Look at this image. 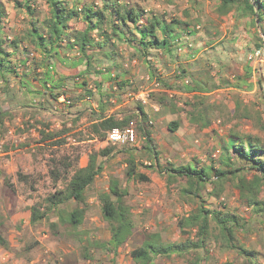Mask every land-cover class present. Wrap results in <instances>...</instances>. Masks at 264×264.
Returning a JSON list of instances; mask_svg holds the SVG:
<instances>
[{
    "label": "rangeland",
    "instance_id": "1",
    "mask_svg": "<svg viewBox=\"0 0 264 264\" xmlns=\"http://www.w3.org/2000/svg\"><path fill=\"white\" fill-rule=\"evenodd\" d=\"M0 1L6 14L4 20H7H3L1 37H7L10 40L22 39L29 29L30 22L33 20L38 21L37 26L42 31L41 21L48 15L44 0H31L32 17L26 13L24 8L17 6V2L20 0ZM109 1H116L118 5L126 4L128 8L143 9L144 12L146 11V15L152 13L165 16L167 20L175 18L188 23L189 29L193 33L185 37L188 38L192 46L180 54L173 50L172 54L167 56L168 62L166 64H164V59L160 62L159 57L161 55H159V51L152 50L149 57L150 61L146 65L141 62V57L135 54L131 47L119 42L115 37H111L109 40L110 29L108 26H104V30L110 34L107 39L110 44L106 37L103 39L95 33L92 34V38L97 44H100L102 40H106L101 50L107 54L113 51V56L105 59L102 57V54L105 53H100L99 48L90 49L87 54L94 57L93 63L88 74H84L83 64L74 67V64L82 56L76 48L70 49L68 42L72 41L64 38L58 49L59 56L50 59L53 75L62 77L64 83L58 85V82H56L57 86L52 90L50 89L52 95H50L48 101H42V103L37 100L40 99L37 94L44 93L41 87L43 79L41 74H43L45 67L40 52L28 43L23 42L21 44V54L19 53L18 56L15 54L10 57L13 65L25 58L28 62V69L18 66L17 76L11 69L5 75V82H1L2 80L0 79V140L6 139L5 143L2 142V145L0 144V154L9 148L11 143L13 145L21 144L17 146L21 150L20 154L23 157H30L32 165L36 167L32 173H27L25 183L18 186L17 192L20 193L23 199L31 197L33 206L39 210L41 208L47 210L46 198L55 191L63 190L66 180L69 179L73 170L85 161V156L87 157V163L91 154L104 148L111 150L107 159L97 158V163L102 164L103 170L85 192L86 200H91L93 204L87 202L82 205V208L85 209L84 220L74 233L69 228L62 226H56L51 229L53 215L47 211L49 215L45 220L41 221V229L36 225L32 226L41 234L46 233L48 235L43 242H46L45 245L49 249L48 254L51 255L50 261H53L52 264H58L57 258H61V253H64V249L58 245L61 242L73 248L72 252L74 253L71 254L69 251H65V254L68 255L64 257L67 260V263L65 262L64 264H122L123 262L133 264L130 258L131 251L140 247L151 234L159 235L161 240L166 243L184 242L186 237L180 234L177 223L189 213L192 207L179 201L178 190L182 186V182L180 181L179 183L178 180L169 182L163 170L168 168L169 164L176 167L192 165L206 169L209 172V176L212 177L211 179H214L215 171L229 170V165L230 168L234 169L245 167L244 171L241 170L237 173V176L239 178L244 176L248 179L253 173L248 170V165L240 161L230 148L227 151L224 149L227 146L228 131L236 128L239 132H254L263 136L262 133L251 129L247 121L237 120L224 125L222 120L217 123L216 118L213 119L214 123L210 121V128H205L210 130L208 133L200 134L201 128L191 130L190 127H184L180 135L183 139H179L180 137L174 138L176 136H171L172 134L167 130L169 122H179L184 117L188 120L191 118L190 114L196 115L191 113L192 111L189 107H186V111H182L180 108L183 106L180 107L181 105L179 104H182L184 98L186 101L188 99L186 97H178L174 93L176 90H181L179 86L183 87L189 84H183L182 82L184 78L188 77L187 73L180 79L176 78L178 71L185 70L184 65L180 62L190 59L187 56L195 52L194 47L198 46V49H196L197 53L200 50L202 56L195 59L192 65L188 67L192 70L191 77H193L200 71L198 69L199 60H202V57H207V54L212 55L214 46L217 45H214L216 42H218V45L223 43L226 50H233L234 57L241 56L243 59V41L239 30V26H242L243 18H237L234 14L236 17L234 24L223 26L221 24L226 23L223 19H218L220 22L217 25L213 22V24H208V18L205 19L204 16L210 17L213 12H216L219 0ZM64 3L69 8L75 9L85 6L101 8L103 5L102 0H64ZM216 3L218 4L217 7ZM227 16H224V18ZM68 26L72 34L75 31L84 29V24L79 20L69 22ZM195 26H199V30H193ZM129 29L131 30V27ZM129 29L126 28V32L130 33ZM254 29L256 32V28ZM234 35L236 37L233 45H242L237 49L238 51L230 48L229 41L230 38L231 40L233 39ZM254 38L255 33L253 35ZM224 45L223 50H225ZM24 47H27L25 48L26 52H24ZM251 49H254L253 44ZM29 54L34 56L29 57ZM115 58L126 62L127 67L123 68L129 73L131 70L134 72L127 74L128 76L116 73L119 76L118 79L105 77V85H101L100 75H96L95 72L106 74L107 70L111 69V62ZM244 58L246 59L245 56ZM155 60L157 61L155 62ZM13 65L10 64L9 67L13 68ZM37 69H41L40 74ZM172 70L174 73L170 75ZM166 75L171 77V79H165ZM82 81L86 83V86L79 88L78 85ZM156 83H158V86H155ZM22 84L26 89H36L37 93L34 95L29 93L22 94ZM97 84L101 85L100 91L96 88ZM162 84L171 86L172 93H167L168 102L166 106L160 107L162 110L158 108V111H154L153 107L159 106L155 96L162 93L161 90L164 89ZM80 89L82 91H79ZM86 90L91 93V96L85 92ZM139 92H147L149 94V103L145 106L141 105L147 112L148 125L141 127L138 124V120H134L129 126L136 131L140 138L137 146L120 147L109 145L107 142L97 139L95 141V138L91 137L89 133V126L85 127L84 125L96 117L97 114L93 110V108L96 109V104H99L98 109L100 106L103 107L102 113L106 115L116 105L120 104L123 105L114 112L133 113L131 110L135 109L137 104H139L134 99V95ZM4 94L5 96H3ZM57 94L62 95L55 99L53 96H57ZM85 97L88 101H84ZM175 101L177 102V107L172 109L171 106L175 104ZM38 104L42 106L39 109L44 113V117L40 118V115L33 114L30 109L23 112L16 109L19 105L24 106V108H31L37 107ZM259 106L256 109L262 114V120L264 121V104L261 103ZM11 107H16V110L12 113L10 112ZM87 108H90L91 111H88ZM163 109L168 111L169 115H166V111ZM171 109L174 110V113H171ZM219 109L224 114V118H226L228 111L225 106H219ZM35 113L37 112L35 111ZM80 119H83L82 123H80ZM69 123L71 124L68 126ZM25 125H29V128L26 129ZM74 126L75 129L84 127L81 131L76 130L71 133L70 131L74 130ZM7 130H12V133H7ZM144 131L154 135L153 144L158 153L159 167L148 161V157L143 150L144 141L142 137ZM55 133L60 134L57 139L41 141V137ZM19 138H23V140L18 141ZM7 142L8 145H6ZM54 142L62 143L55 144ZM131 157L134 158L137 172L150 178L148 182L127 179L125 173ZM24 162L27 163V159L24 158ZM50 171L58 174V181L54 180V176L50 175ZM4 178L6 176L0 174V180ZM113 181L118 183L120 190L126 192L124 200L130 208L134 228L128 241L119 247L115 253L109 251L107 247H103V244H106L109 239V231L108 226L101 218L99 204L96 201L101 193L108 192V187ZM235 183V180L225 182L223 192L218 197H208L207 192L210 190V186H207V191L203 193L204 205L210 211V216L221 213L232 214L239 218V226L234 229V242L237 246L243 247L244 250L252 253L253 258L251 260L239 255L236 250H224V242L221 238L216 240L210 238L204 250L186 251V254L174 256L170 259L158 257L153 264H192L195 260L193 257L197 254L199 258L198 264H264V215L256 214L251 207H248L239 198L237 189L234 186ZM261 196L264 199V191ZM70 202L61 205L59 208L64 212H70L77 208L75 203L72 205ZM1 205L2 198H0ZM214 226L211 223L212 229H215ZM192 237L193 233L190 238ZM23 241L25 243L29 242L28 239ZM55 243L57 244L56 246ZM55 248H61V250L54 252ZM73 258L75 261H73Z\"/></svg>",
    "mask_w": 264,
    "mask_h": 264
},
{
    "label": "trees",
    "instance_id": "2",
    "mask_svg": "<svg viewBox=\"0 0 264 264\" xmlns=\"http://www.w3.org/2000/svg\"><path fill=\"white\" fill-rule=\"evenodd\" d=\"M44 2L48 9V15L41 21L42 31L37 26L38 21L33 20L30 22L29 29L22 39L10 40L7 37H1L2 23L6 14L0 1V79L3 82L6 81L5 75L7 71L12 69L16 74L17 64L27 68V60L25 58H22L16 65H13V62L11 63L10 60L11 56L21 54L20 50L23 42L28 43L39 51L42 56L45 68L42 74L41 87L45 93L51 92L57 86L56 81L53 80L55 75L52 73L53 67L50 64V59L59 56L58 49L64 38L72 41L68 42V47L70 49L76 48L82 56L74 64V67L83 64V73L88 74L94 57L87 54V52L95 47L99 48L100 53L104 52L101 49L110 35L109 32H111L109 40L111 37H115L119 42L131 47L135 54L141 57V62L146 65L150 61L149 57L152 50L160 51L169 56L174 50L175 40L182 36H190L193 33L186 22L175 18L167 20L165 16L152 13L146 15L143 9L128 8L126 4L118 5L116 1L102 0L103 5L101 8L85 6L79 9L69 8L64 3V0H44ZM30 3L31 0H20L17 2V6L24 8L26 13L32 17ZM233 12L237 18H249L252 27L259 29V32H255V38L252 41L254 46L252 52L263 48L264 39L262 37H264V29L262 22L264 20V0H219V6L216 9L218 17L222 18ZM77 20L84 24V29L75 31L72 34L68 23ZM104 26H108L110 31L106 32ZM129 27H131V30ZM126 28L129 29L130 33L126 32ZM93 33L103 39L106 37V40H102L100 44H97L92 38ZM25 48L27 47H24V50ZM109 56H113V51L108 54H102V57L105 59H108ZM10 64L13 65V68L9 67ZM95 73L100 76L106 75L108 79L112 77L110 69L107 70L106 74L103 72ZM177 74L176 78L180 79L184 77L186 72L182 69ZM118 77V75H115L112 78L118 79ZM188 83L190 86L185 85L183 91L184 93H193L195 104L191 105L186 101L182 102L181 107H183L180 108L182 111H186V107L192 109L199 106L198 101L201 98L197 96L198 94L194 93L209 91L206 85L201 86L194 79ZM78 86L79 88H83L86 86V83L82 81ZM100 86V84L96 86L99 91L101 89ZM162 86L165 90H172V87L167 84H162ZM21 87L22 89H26L23 84ZM28 90L29 94L36 93L33 90ZM86 92L91 96L89 91L86 90ZM60 95L62 94H57V96L53 97L56 99ZM167 95L166 92H162L155 96V100H157L160 107L166 106L168 102ZM176 103L175 101V104H172V109L177 107ZM172 109L170 111L174 113ZM99 111L100 114L88 125L91 137L99 141H105L107 133L113 129L122 130L129 127L134 120H138V124L141 127L148 125L147 115L140 104H137L136 112L133 113H112L106 115L102 113V106L99 107ZM209 111L215 113L224 125L236 122L237 120H243L249 122L251 129L263 134V136H260L254 132H239L236 128L232 127L227 134L228 141L224 149L227 151L230 148L234 155L240 161L247 164L248 170L253 173L248 179L244 176L239 178L237 173L241 170L244 171L245 167L234 169L228 165L229 170H217L213 175L214 179H211L212 177L209 176V172L204 168H197L192 165L176 167L169 164V167L165 168L163 172L166 173L169 182L177 180L179 183L180 181L182 182V186L178 190L179 201L192 207L189 213L177 223L180 234L186 237V239L182 243H166L161 240L159 235L151 234L140 247L131 251L130 258L133 264H153L154 260L158 257L170 259L174 256H182L186 254V251L204 250L210 238H214L215 240L221 238L224 242V250H236L239 255L245 256L249 260L253 258L252 253L244 250L243 247L237 246L234 242V229L239 226V218L232 214L221 213L210 216V211L204 205L203 193L207 191L206 187L210 186V190L207 192L208 197H218L223 192L224 183L235 180L234 186L237 189L239 198L248 207H251L256 214L264 215V199L261 196L264 191V121L262 120V114L256 109L254 104L245 105L241 101L237 102L232 112H227L226 118H224V114H222L219 107L210 106ZM191 113L196 114H190L193 122L200 120L205 122V126L210 125V121L205 120V117L201 113L197 111H192ZM25 126L26 129L29 128V125ZM178 127L177 121H171L167 124V130L171 133H174ZM59 136V133L48 134L41 137V141L57 139ZM142 138L144 141L143 150L148 157V161L159 167L158 153L155 150L149 132L144 131ZM110 153V149L104 148L91 154L85 166L77 167L73 170L69 179L66 180L67 182L63 190L55 191L46 198L47 211L56 212L58 217L57 225L52 224L51 229L56 226H62L69 228L74 233L82 225L85 216L84 208H76L71 212H64L59 207L69 201L84 202L85 192L103 170L102 164L97 163V158L102 157L107 159ZM127 167L125 175L128 180L148 181L147 176L137 172L134 158H129ZM50 175H53L54 180L58 181V174L50 171ZM17 179L23 181L26 178L21 174H17ZM125 195L126 192L120 190L118 183L115 181L110 183L108 192L99 195L98 204L101 218L108 226L109 231V239L106 244H103V247H107L113 253L128 241L134 229L130 208L124 200ZM44 218V213H41L38 208L35 206L30 208L29 221L31 225H35ZM211 223L215 225V229H212ZM192 233L193 237L190 238ZM6 244V241L0 234V246L5 247ZM193 258L195 260L192 264H198V254Z\"/></svg>",
    "mask_w": 264,
    "mask_h": 264
},
{
    "label": "crops",
    "instance_id": "3",
    "mask_svg": "<svg viewBox=\"0 0 264 264\" xmlns=\"http://www.w3.org/2000/svg\"><path fill=\"white\" fill-rule=\"evenodd\" d=\"M217 6L218 4L216 3V7ZM230 14H228V16L225 18L224 17L219 18L216 12H213L210 15L211 18L209 16L208 17L204 16V18L205 19L208 18L207 20L208 24L213 22V23H216V25L219 24L220 22V20L218 21V19H223L226 21V23L225 24L223 23L221 25L224 26L226 24L227 25L234 24L236 20V17L234 15L235 13L233 12ZM262 23H263L262 27L264 29V20ZM250 26L252 25L250 24L249 18H243L242 26H239V30L241 32L240 36L242 37L243 46L240 44L233 45L236 35L233 36L232 40L230 38V41H229L231 49L237 50L238 48H240V46L243 47V59L241 56L234 57L232 53L233 50H226V47L223 43L218 45V42H216L214 43V45L215 44L217 45L214 46L212 55L207 54V57H202V60H199L198 69L200 71L193 77H191L192 70H190L188 67L189 65H192V62L195 59H198V57L200 58L202 56L200 50L197 53L196 49H198V46L194 47L195 52H193L190 56H187V58H190V59L180 62L184 65L183 67H185L184 69L188 75L187 78L183 79L182 81L183 84L184 83L188 84L189 81L191 82V80L193 81L194 79V81L198 82L199 85L201 86L206 85L207 88L209 89V91H206V92L194 93V94H198L197 96H199L201 100L198 101L199 102L198 107L191 109V111H197L201 113L203 117H205V120L207 121H211L212 123H214L213 119L216 118L215 120L217 121V123L220 122V119L217 117V115L209 111L210 106H216V107L225 106L227 111L232 112L237 102H240V101L243 102L245 105L246 104H254L255 106L257 105L256 107L257 109L260 107L259 105L261 103L264 104V98L262 97V93L264 95V66L261 68V70L257 74L258 77L256 76V78H253L252 77V74H253L252 64L248 60V56L252 53L251 46H252V41H253V35L255 33V29L253 27L250 28ZM256 32H259V29H256ZM262 38L264 39V37ZM223 45H224L225 50H223ZM159 55H161L159 57L160 62H162L161 60L164 59L163 60L164 64H166L168 62L167 55L163 54L160 51H159ZM244 56L246 57V59L244 58ZM156 61L157 60H155V62ZM167 65L169 66V64ZM123 67H127L126 62L124 60L119 61L118 59L115 58L113 62H111V69H110L111 76L114 77L117 74L128 76L129 74H132L134 72L133 70H131L129 73ZM37 71L40 74L41 69H37ZM173 73L174 72L172 70L170 72V75ZM249 73L251 74V76ZM105 77L106 75L100 76V80L102 81L101 85H105L104 83ZM165 79H171V77L166 75ZM53 80L58 82V84H61V85L64 83V80L62 79V77H57V75L53 77ZM1 82H3V80ZM179 87H181V90H176L174 91V93H176L178 97H183V98L186 97L188 101H186L185 98H184V101L188 102V104H191V103L195 104L193 100V93L191 94L184 93L183 91L184 86L183 87L179 86ZM33 91L37 93L36 89H34ZM79 91H82V89H80ZM161 91L166 92L168 94L172 93V91L165 90V89H162ZM28 92H29L28 89L21 88L22 94H26ZM34 94L35 93L30 94V95H34ZM50 95H52V92L50 91H48L47 93L37 94V97H40L41 99V100L40 99H37V100L41 101V103L42 101H48V98H50ZM3 96H5V94ZM84 101H88V99L85 97ZM40 105L41 104H38L37 107H31V108H24V106L19 105V107L17 108L15 107V108L17 110H21V112H23L24 110L30 109L31 110L30 112L36 115H40L39 117L41 118V117H44V113L40 111L39 108L42 107ZM122 105L121 104L116 105L114 109H111L109 111V114L107 115L112 114L115 110H118ZM98 106L99 104L98 105L96 104V109L93 108L94 112L97 114L96 116L100 114ZM43 107H44V104H43ZM15 108L11 107L10 112L12 113L14 110H16ZM156 108L158 109L160 108V106H156ZM87 109L88 111H91L90 108H87ZM143 110L146 114L147 113L146 110L144 108ZM163 110L166 111L165 109ZM35 111L37 113H35ZM131 111L136 112V107L135 109H132ZM114 113H119V112H114ZM165 113L166 115H169L168 111H166ZM191 119L192 118L187 120L186 117L181 118V120L178 122L179 124L178 129L174 133L170 132L172 134L171 136H176L174 138H179L182 133V130H184V127H190L191 130H195V128H201L202 131H200V134L208 133L210 131L208 129H205V128H208L210 125L205 126L206 124L204 121L199 120L197 122H193V120ZM80 120H81L80 123H82L83 119H80ZM91 122L92 121H89L84 126L85 127L88 126L89 124H91ZM70 124L71 123H69L68 126ZM83 127L75 129V126H74V130L70 132L73 133L76 130L81 131ZM7 133L11 134L12 130H7ZM153 136L154 135L150 133V138L152 142H153ZM179 139H183V138L180 137ZM22 140L23 138L18 139V141H22ZM94 140L96 141V139ZM5 141L6 139L0 140L1 143L2 142L5 143ZM88 142H92V141H88ZM6 145H8V142L6 143ZM18 145H21V144H18ZM18 145L17 144L13 145L11 143L9 148L6 151H4V153L0 154V174L2 176H6V178H4L3 180L2 179L0 180V198H2V205L0 206V222H1L0 223V234H1V237L7 243L5 247L0 246V264H52L53 261L52 262L50 261L51 255L48 254L49 249L45 245L46 242H43L48 237V235L46 233L41 234V232L37 231V229L32 228V226H35V225L40 228L41 221L36 223L35 225H31L29 221L30 220V208L33 206L32 199L31 197L23 199L20 193L17 192L18 186L23 185L26 181V179L23 181H19L17 179V174L23 173V175L26 176L27 173H32L33 169L36 168L34 165H32V160L30 157H23L20 154L21 150L17 148ZM24 158L27 159V163L24 162ZM86 158L87 157L85 156V161L82 162L79 165V167H83L86 165ZM149 179L150 178H148V181ZM86 198L87 196L84 195L83 203H77L74 201H71L70 203L72 205H74L75 203V206H77V208H82V205H84L87 202L93 204L91 200L90 201L86 200ZM96 201L97 203H99V197H97ZM46 211L47 210H44L42 208L40 210L41 213H44L45 218L49 215L47 212H51L53 215L51 219V223L57 225L58 223L57 213L52 212V211H47V212ZM45 218L43 220H45ZM25 239H28L29 242L25 243L23 241ZM56 245L57 244L55 243V246ZM58 245L62 249H64L63 250L64 253H61V258H57V263L58 264H64L65 262L67 263V260H65L64 257L67 256L68 254H65V251H69V253L74 254L72 252L73 248H70L68 244L63 243V242L58 243ZM61 248L59 249L55 248L54 252L61 250ZM59 261L61 262L59 263ZM73 261H75L74 258H73Z\"/></svg>",
    "mask_w": 264,
    "mask_h": 264
},
{
    "label": "built area",
    "instance_id": "4",
    "mask_svg": "<svg viewBox=\"0 0 264 264\" xmlns=\"http://www.w3.org/2000/svg\"><path fill=\"white\" fill-rule=\"evenodd\" d=\"M146 12V11H145ZM4 21H7L6 19ZM193 30H199V26H195ZM192 45L189 42L188 38L185 36L182 38L175 40L174 42V50L177 54L185 52L187 48H190ZM33 54H29V57H33ZM249 62L252 64L253 74L252 77L256 78L257 74L264 66V47L258 50L253 51L248 56ZM20 65H17V67ZM28 66V62L26 63V67ZM28 69V68H27ZM51 69V67H50ZM158 86V83L155 84ZM134 99L142 106L148 105L149 103V94L147 92H139L134 95ZM154 111H158L156 106L153 107ZM105 142L109 145L120 146V147H136L140 142V138L137 135L136 131L132 127H127L125 129H113L107 133ZM2 145V143H0ZM126 264V263H122Z\"/></svg>",
    "mask_w": 264,
    "mask_h": 264
}]
</instances>
